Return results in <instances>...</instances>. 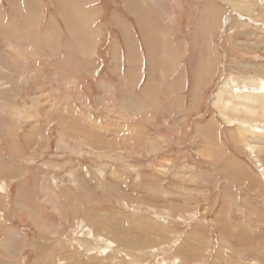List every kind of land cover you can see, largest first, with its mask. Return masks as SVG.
Returning a JSON list of instances; mask_svg holds the SVG:
<instances>
[{"label":"rangeland","instance_id":"1","mask_svg":"<svg viewBox=\"0 0 264 264\" xmlns=\"http://www.w3.org/2000/svg\"><path fill=\"white\" fill-rule=\"evenodd\" d=\"M58 3L0 0V264H264V118L212 105L264 100V0Z\"/></svg>","mask_w":264,"mask_h":264},{"label":"bare ground","instance_id":"2","mask_svg":"<svg viewBox=\"0 0 264 264\" xmlns=\"http://www.w3.org/2000/svg\"><path fill=\"white\" fill-rule=\"evenodd\" d=\"M67 2H64L63 4L65 5ZM69 4H72V7H73V5H75L74 2H70ZM75 8H76V5H75ZM65 12L66 11H64V13ZM17 35H18V33H17ZM113 55H115V52L113 53ZM263 101H264L263 99L258 100V98L252 94L244 95V94L235 93L233 91L225 92L222 90V88H220L213 96L212 105L218 111L219 115L221 117H223V120L226 123H229V119L227 120V118L225 117L226 114H228L229 116H235L236 118H238L242 121H245V120L252 121V120L257 119V118H264V103H263ZM258 106H259V109H262L260 113L258 112ZM259 120H261V119H259ZM235 140L236 139H234V141ZM43 226L49 230V225L43 224ZM8 245L13 246L12 241H9ZM8 249H10V248H8Z\"/></svg>","mask_w":264,"mask_h":264},{"label":"crops","instance_id":"3","mask_svg":"<svg viewBox=\"0 0 264 264\" xmlns=\"http://www.w3.org/2000/svg\"><path fill=\"white\" fill-rule=\"evenodd\" d=\"M15 1V2H14ZM36 1L37 0H6V2L9 4V6L11 5V6H13V10H14V12L16 13V12H18V11H21V14H20V16H19V21L21 22H23V24H24V27H26V25H27V23L26 22H28V23H32L31 24V26H33V23L36 25L37 24V18H38V16H37V13L34 11V7H35V4H36ZM52 2H53V4L54 5H56L55 4V2H57V5L59 6L60 4L58 3V1H60V0H51ZM57 7V6H56ZM60 7V6H59ZM130 12V11H129ZM131 13V12H130ZM132 14V13H131ZM134 17H136L135 15H133ZM17 17V16H16ZM21 22V23H22ZM0 23L2 24V18H1V16H0ZM0 24V25H1ZM5 24V23H4ZM3 24V25H4ZM2 26V25H1ZM5 28L6 27H3V29L5 30ZM14 29H15V26H14ZM36 30V28H34V31ZM15 32H17L16 31V29H15ZM18 33V32H17ZM20 34H22V33H20ZM5 189V188H4ZM2 198H5V197H0V200L2 199ZM7 199V198H6ZM6 199H5V201H6ZM3 203V201H1L0 202V204H2ZM16 204H17V206H18V208H17V206H16V208L18 209L17 210V214H18V216H17V221H18V223L20 222L21 224H26V222L27 221H29V222H31V224H33L32 223V221H33V219L30 217V212H34L35 213V211L34 210H31V211H29V210H27V208H26V206L24 205V203L23 202H19L18 200L16 201ZM5 206V205H4ZM0 211L2 212V211H5L4 209H3V207L2 206H0ZM4 213V212H3ZM36 214V213H35ZM23 220H26V222L24 221V223L22 222ZM9 228V226H4L3 227V231H6V234H7V236L5 237V238H3V240L2 241H0V244H1V246H2V248H4L5 250H6V252H7V245H8V243H9V240L10 241H12V243H13V248L17 251V246H18V244H19V242L20 243H22V237H21V234H19V232H17L16 230H15V228H13V227H11L10 226V228H11V231L8 229ZM13 229V230H12ZM14 231H16L17 232V234H15L14 233ZM21 233V232H20ZM15 236L17 237V238H15ZM12 239V240H11ZM19 239V240H18ZM8 240V241H7ZM3 244V245H2ZM5 245H6V247H5ZM17 253H18V251H17ZM16 256H18L19 257V253L17 254V255H15L14 257H16ZM20 256H21V254H20Z\"/></svg>","mask_w":264,"mask_h":264},{"label":"water","instance_id":"4","mask_svg":"<svg viewBox=\"0 0 264 264\" xmlns=\"http://www.w3.org/2000/svg\"><path fill=\"white\" fill-rule=\"evenodd\" d=\"M0 192H4V186L3 185L0 186Z\"/></svg>","mask_w":264,"mask_h":264}]
</instances>
